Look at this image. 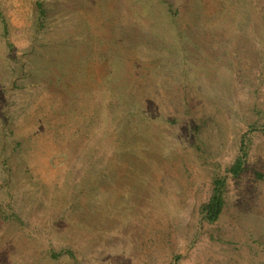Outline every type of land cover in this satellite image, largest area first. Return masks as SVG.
<instances>
[{"label": "rangeland", "instance_id": "1", "mask_svg": "<svg viewBox=\"0 0 264 264\" xmlns=\"http://www.w3.org/2000/svg\"><path fill=\"white\" fill-rule=\"evenodd\" d=\"M115 1L0 0V264H264V0Z\"/></svg>", "mask_w": 264, "mask_h": 264}, {"label": "trees", "instance_id": "2", "mask_svg": "<svg viewBox=\"0 0 264 264\" xmlns=\"http://www.w3.org/2000/svg\"><path fill=\"white\" fill-rule=\"evenodd\" d=\"M111 2L116 3L115 0H111ZM37 12L41 20L45 18L46 11L44 10L42 4H37ZM1 18H2V15H1ZM2 29H3V34H7L8 29H7V25L5 22H3ZM112 66H113V69L111 70L109 78L111 81H115L120 78V75L118 73L119 65L113 63ZM149 92L152 94V91H149ZM127 110L128 109H125L127 115H133L132 118L129 119V124H128L130 125L129 127L131 128L137 127L138 129L140 125L149 126V123H146V122H149L154 117L152 113L142 114V112L140 113V111L133 112V110L132 111H127ZM166 122L170 126L177 125L178 123L177 116L171 115V118L167 120ZM124 133H126V135H130L128 132V127L127 129H125ZM127 139H133V138L132 136H129ZM248 142H249L248 135H244L241 140L239 155L237 156L233 164L227 169V173L234 178L238 177L241 174V172H243L244 170V165L248 158ZM197 150L201 153L200 149L197 148ZM225 188H226V178L215 175L212 181L211 196L209 200L205 204L201 205L200 207V214L203 215L205 220H207V222H209L210 224L218 221V219L220 218L223 212V209L225 206V198H224ZM52 256L56 258L58 255L53 254ZM67 256L72 257V253H67Z\"/></svg>", "mask_w": 264, "mask_h": 264}]
</instances>
